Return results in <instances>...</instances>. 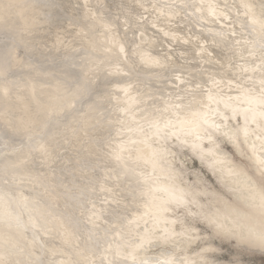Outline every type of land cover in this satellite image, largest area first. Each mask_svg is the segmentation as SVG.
Masks as SVG:
<instances>
[{
	"label": "bare ground",
	"instance_id": "1",
	"mask_svg": "<svg viewBox=\"0 0 264 264\" xmlns=\"http://www.w3.org/2000/svg\"><path fill=\"white\" fill-rule=\"evenodd\" d=\"M59 18L66 22L55 24ZM74 18L114 25L127 59L115 71L124 75L110 68L99 75L119 55L90 33L108 29L79 24L72 37L66 29L77 25ZM58 28L51 46L40 38ZM0 37V264H203L205 256L181 254L195 235L170 214L184 206L195 215L191 204L204 213L161 144L173 137L204 156L238 201L218 199L203 218L221 233L259 245L264 192L217 146L214 132L233 143L239 138L264 173V0H0ZM78 38L88 47L84 55L73 50L65 62L50 64L85 67L89 75L52 84L40 61L72 50ZM15 39L23 42L16 57ZM117 80L132 92L112 106L106 93ZM229 118H238L236 129ZM118 122L136 126L128 143L102 141ZM95 131L100 135L88 133ZM74 146L76 166H70L63 149ZM98 153L105 161L87 162ZM37 163L46 167L37 172ZM158 244L163 247L148 252Z\"/></svg>",
	"mask_w": 264,
	"mask_h": 264
},
{
	"label": "rangeland",
	"instance_id": "2",
	"mask_svg": "<svg viewBox=\"0 0 264 264\" xmlns=\"http://www.w3.org/2000/svg\"><path fill=\"white\" fill-rule=\"evenodd\" d=\"M43 2H45V1H43ZM108 3H112V2H108ZM68 4H70V3H68ZM65 6H66L65 12L69 13V10H68V9H70L69 6H67V5H65ZM53 7L55 8V6H53ZM67 7H68V9H67ZM79 10L82 12V9H79ZM85 10L88 11L87 15L92 16L93 9L91 7H86ZM81 12H80V14H81ZM84 14H85V12H84ZM70 17L73 18L74 16L72 15ZM61 19L65 20L66 17L61 18ZM88 19L84 18V20L82 19L81 22H80V20H77L76 18L71 19V20H76L77 25L72 26L73 30H69V28H67L66 29V32H68L67 34L69 36L71 34H74V35H71L72 37L77 36V34L73 33L72 31L75 32L80 27V26H78L79 24L82 25L83 27H85L86 29L88 28V26H92L94 24H95L96 28H100L97 25H101V26L105 27L104 29H106V30L108 29V31H104V32L103 31L98 32L99 30L98 31L96 30L94 32V34L90 33V39H93V40L103 39L104 44H105V48L106 49L116 48V51L119 55V57H116L117 59L112 58V59H109L108 62L106 60V62H105L106 66L100 71L99 75L109 72L108 70H106L107 68L111 69L110 72L112 71V72H115L117 74L124 75L123 71H115L116 70L115 68H119V66L123 65L122 61L127 60L125 58L126 56L123 53H121V51L119 50L120 45L122 43V39H123L121 37V34H120V37H121L120 38L119 35H117L118 32L116 33V31H115L116 29L115 30L113 29L114 25L112 26V25H109L108 23H105V22H98L97 20L94 21L93 18H92V21L90 23L89 22L86 23V21ZM62 20H60V18L54 19L53 22L55 24H58ZM62 22L65 23L66 21H62ZM108 25L110 28L108 27ZM60 29L57 31H54V32L51 31L50 32L51 34H48L46 37L44 36V37H40V38H44L43 41L47 42L49 44V46H51L52 44L48 41L54 37L55 32H60L61 31ZM118 29L120 30V28H118ZM100 30H101V28H100ZM84 33H86V32H84ZM98 33H99V35H98ZM133 34H134V37L132 39H134V41L136 40L135 42H137L139 37H142V33H140L139 30ZM138 34L139 35L141 34V35L139 36ZM25 35L27 36L28 33H26ZM114 35H117V36H114ZM0 39L2 40L3 38L0 37ZM84 39H85V41L88 40V38H86V37H84ZM5 40H6V38H5ZM64 40L66 42H69L71 40V38L65 37ZM79 40L80 39L78 38L74 42H79ZM20 43H23L21 41V39H15L12 42L11 47L14 49L13 52L15 53V55L14 54L13 55L15 57L18 55L17 51L21 50V46L19 45ZM79 43H77L76 46L72 50L70 49L71 51L69 49H67L65 51H62V50L59 51L60 53L55 52L57 54V57H55V58L50 57L49 55L43 56V59L40 61V63L43 64L42 70H46L43 75L46 77L49 76V78H50V75H53L54 80H53L52 84H55V81L60 83L59 79H63L64 81L69 80V83L73 84L76 81L81 82L83 80L82 75L84 73H87L86 76L89 75L90 72H85V67L83 68V70H80V69L72 70V66H69L67 68L63 67L60 69V68H56L55 66L50 64V62H57V61H64L65 62V60L67 58V54H65V53L71 52V54H72L73 50L77 51V52H81V55H84L83 51H85V49L88 47H86V45L83 44L82 41ZM13 44L16 47H14ZM16 44H18V45H16ZM50 48L51 49L49 50V52H53L54 50L52 49V47H50ZM98 49H101V48L99 47ZM127 54L130 56V52H128ZM81 55L79 56V58L81 57ZM102 55H103L102 52H100L98 54V56H102ZM11 60H12V57H11ZM85 60H86V58L81 57L80 62L83 64V61H85ZM92 60L93 59L91 58V62H92ZM105 63H103V64L105 65ZM56 65H57V63H56ZM88 66L92 67L91 63H89ZM58 69H60V71H62V72H59ZM67 71H69V73L71 75ZM23 78L25 79V76H23ZM100 79H101V77H100ZM127 80H129V78H126V82H127ZM114 82H116V85L114 87L112 86L111 88H109V90L106 93V95L108 94L109 102L111 101L110 103L108 101H106V102H108L112 106H113L112 103H114V101L117 98H119L120 96L121 97L129 96L132 92V89L128 92L124 91V87L121 86L124 83L122 80L113 81L111 83H114ZM52 84H50L49 86L53 88V86H51ZM158 97H160V96H158ZM103 109L104 110H102V111H106V113L108 114L107 109H109V108H103ZM110 113H112V114L114 113V116H116V114L118 115L119 112L117 110L116 111L113 110V112L110 111ZM229 120H230L231 126L236 129L238 126V121H237L238 118H237V120H233L232 118H229ZM8 123H9V121H8ZM112 127H114V129H112V130L109 129L108 131L103 133L104 137L105 136H108V137H107V139H102V141L108 142V141H110V138L114 137L113 142L116 146H118V142L120 144L128 143L127 139L130 138V133L133 131V129L136 126L133 123L130 124V123H119L118 122ZM96 131H98V130H96ZM96 131L94 133H91V132H88V133L91 134L90 136H96L95 134L100 135V132L98 133ZM113 133H115V136L113 135ZM18 136L19 135L15 134V137H18ZM214 140L216 141L217 146H219L222 150H225L229 154L228 155L229 158L231 159V161L235 165L244 166L245 170L253 178L255 184L256 185L258 184L257 187L260 190L262 189L261 191L264 192V176L261 173H259L257 171L256 167H254L252 165V163L250 162L251 157L248 158L249 154H247L246 151L244 150V148L241 146V142H240L239 138H237V142L233 143V142L226 140L225 137H223L220 133L215 131L214 132ZM179 143H180V141L175 137H173L169 140L168 139L161 140V144H166L168 146V149H166L169 152L168 154L172 155L173 158L175 159V164L172 167H175L177 169V171L179 172L178 177H179V180L181 181V183L188 185L189 188L192 190V193L202 201L203 212L206 213L210 210H214L213 209L214 205L217 203L218 199L220 201H226L229 204L235 203L236 200H234L235 199L234 196L230 193V190L226 189L225 186L220 182L218 175L214 173L215 171L212 170L211 167H210V169L207 168L209 166L207 164H205V162L203 160L204 156L202 157L199 154L194 153L188 147H181V145H179ZM101 146H104V143ZM76 149H77L76 146H74L73 149H71V150L68 149V147L63 149L64 151H67V155H69L67 157L71 158V160L69 159L70 161L64 160L63 163L67 162V164L70 166H76V164H75L76 158L74 157V152ZM115 151H116L115 149H114V151L111 150L110 153L113 155L115 153ZM65 154H66V152L63 155H61L59 158H64V156H66ZM95 156H89L87 162L91 163V162H95V161H102L103 158L101 157L100 153L96 154ZM103 160L105 161V159H103ZM35 167H36L37 172H39V170L41 168H45L46 166L43 163H40V164L37 163L35 165ZM55 171L56 170H54L53 172H55ZM72 179L74 180V177H72ZM98 193H100V192H98ZM99 198H102V197L99 196ZM97 202H99L98 206L100 208L101 207L100 204L103 201H100L98 199ZM236 203L238 204V201H236ZM84 204H85V209H89V207H90L89 202L86 201ZM190 207H192V209L197 212L195 215H191V214L187 213L184 206H176L175 210L173 212H170V214L173 216L181 217L183 219V221L185 222L183 227L184 226H190L189 229H190L191 234L195 235V239L193 240V242H189V245L185 249L180 250L181 254L183 252H185V253H188V254L194 256L195 258L197 255L205 256V259L203 260V264H227L228 260L232 258V255L234 253H236L237 251L243 250L246 253L247 259L249 261H251L252 264H264V250H262L259 247V245L254 244L253 242L250 243V241H247V240H245V241L237 240L234 236H231L229 234H225V233H221V232L217 231L213 227V224H212L213 222H208L206 220V218H203L204 213L197 210L196 206H194L192 204ZM97 221H100V220L98 219ZM84 224H86V223H84ZM178 227H180V226L178 225ZM161 247H163V245H161V244H158L157 246L150 247L151 249H149L148 252L155 253L159 249H161ZM167 247H169V246H167ZM124 251L129 252V248L125 247Z\"/></svg>",
	"mask_w": 264,
	"mask_h": 264
},
{
	"label": "snow or ice",
	"instance_id": "3",
	"mask_svg": "<svg viewBox=\"0 0 264 264\" xmlns=\"http://www.w3.org/2000/svg\"><path fill=\"white\" fill-rule=\"evenodd\" d=\"M264 175V173H262ZM262 200H264V196H262ZM259 247L264 250V233L259 236ZM227 264H252L246 257V253L241 250L237 251L232 255V258L228 260Z\"/></svg>",
	"mask_w": 264,
	"mask_h": 264
}]
</instances>
